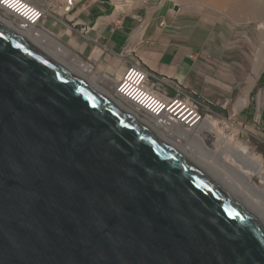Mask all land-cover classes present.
<instances>
[{"label": "water", "instance_id": "obj_1", "mask_svg": "<svg viewBox=\"0 0 264 264\" xmlns=\"http://www.w3.org/2000/svg\"><path fill=\"white\" fill-rule=\"evenodd\" d=\"M0 264H264V218L0 21Z\"/></svg>", "mask_w": 264, "mask_h": 264}, {"label": "crops", "instance_id": "obj_2", "mask_svg": "<svg viewBox=\"0 0 264 264\" xmlns=\"http://www.w3.org/2000/svg\"><path fill=\"white\" fill-rule=\"evenodd\" d=\"M70 19V25H54L48 16L45 23L82 58L96 61L102 82L110 86L141 58L156 74L180 81L209 103H232L234 119L252 128V137L264 140V105L255 123V108L242 98L238 82L248 73L253 46L243 41L234 22L212 13L193 15L178 3L167 6L156 0H79ZM81 27H88L89 37L78 31Z\"/></svg>", "mask_w": 264, "mask_h": 264}, {"label": "built area", "instance_id": "obj_3", "mask_svg": "<svg viewBox=\"0 0 264 264\" xmlns=\"http://www.w3.org/2000/svg\"><path fill=\"white\" fill-rule=\"evenodd\" d=\"M78 1L0 0V16L11 22L15 29H30L34 35L42 29L57 39L58 34L46 25V18L51 16L54 25L58 23L70 25L72 21L70 16ZM119 24L120 21L115 22L112 30H116ZM88 30V27H81L78 31L89 37ZM61 42L69 47L65 42ZM70 49L74 60L83 61L86 67H90L94 72L97 71L96 61L86 60L78 51ZM112 90L115 97L130 112L143 120V123L153 128L160 127L170 136L185 129H193L195 133L199 128L207 125V121L213 116L218 121L221 118L226 119L215 107L219 106L226 110L228 102L213 104L197 97L195 92L188 90L180 81H171L165 76L156 74L144 65L141 58L131 63L120 79L114 81ZM235 116L234 113L230 116V120ZM181 141L184 142L185 138L183 137Z\"/></svg>", "mask_w": 264, "mask_h": 264}, {"label": "bare ground", "instance_id": "obj_4", "mask_svg": "<svg viewBox=\"0 0 264 264\" xmlns=\"http://www.w3.org/2000/svg\"><path fill=\"white\" fill-rule=\"evenodd\" d=\"M183 1H199L200 3L213 8V10L217 9L219 11L243 12V10H246L244 12L249 14V17L245 16L246 20H259L264 23V0H176L178 4ZM0 21L14 28L12 23L4 19L2 16H0ZM15 30L23 36L25 35L31 42L43 48L56 58L57 61L83 76L109 98L124 107L139 122L143 123V120L139 119L134 113L130 112L127 107L115 97L113 92H111L108 87L106 88L100 83L101 81H99L98 76H89V73L93 70L90 69V67H86L82 63L83 61L75 60L76 62L73 65L69 63L70 61L66 58L72 56L71 49L68 46H64L60 39L53 38L52 35L42 29L37 31V35H34L30 29ZM137 34L140 35L141 32ZM253 66L256 81V79L259 78L261 73L264 71V40L261 43ZM143 124L181 150L185 156L189 157L195 164H197L216 181L234 191L239 196L245 207L262 215L264 218V188L258 187V185L251 178L252 174H257L264 182V167L262 161L250 153L248 147L239 145V150H236V148L230 149V137L228 138V136H224L222 140L220 139L221 147L217 148L219 145L215 149L207 147L205 144V138L201 135L204 132H215L213 127L215 122L210 118L209 121H207V125L202 126L195 133H193V129H185L172 136L168 135L160 127L158 128L155 126L153 128L147 123ZM223 128H225V126H223ZM228 133L230 134V132ZM183 137L185 138L184 142L181 141ZM229 152L231 153L229 154ZM226 154L230 155L229 157L235 160V163L238 165V169L229 164L231 162L225 159Z\"/></svg>", "mask_w": 264, "mask_h": 264}, {"label": "rangeland", "instance_id": "obj_5", "mask_svg": "<svg viewBox=\"0 0 264 264\" xmlns=\"http://www.w3.org/2000/svg\"><path fill=\"white\" fill-rule=\"evenodd\" d=\"M158 4L164 5L166 3L167 6H172L174 3H177L176 0H156ZM258 3V2H257ZM181 7L184 8V11L192 13L193 15H200L204 13H212L215 16L221 15L222 17H225L229 19L230 21L235 23L236 30L239 34L242 35L243 41H247L251 43V46H253L254 52L252 53L248 65V73H246L245 77L242 78V76L238 77V82L240 86L242 85L244 90V95L242 98L247 99V105L255 108L256 112V118L254 122L256 123L257 120H259V109L263 107L264 105V71L261 73L260 77L256 79L255 81V74L253 72V67L255 63V59L257 58V54L259 52V48L261 46L262 41L264 40V23H262L259 20H246V17H249V14L247 12H244L246 10L240 11V12H230V11H219L217 9L213 10V8L209 7L208 5H204L203 3H200L199 1H183L180 4ZM239 8V7H237ZM240 9V8H239ZM236 13V14H235ZM239 13V14H238ZM230 16H229V15ZM246 16V17H245ZM55 46V45H54ZM70 47V46H69ZM71 48V47H70ZM68 61H70V64H74L76 61L72 56L66 58ZM235 59V58H234ZM233 59V60H234ZM232 60V59H231ZM90 77H97L100 83L103 84L106 88L112 92V82L110 83V86L104 82H102V78L99 76L98 71L89 73ZM250 77V78H249ZM249 79V80H248ZM255 81V82H254ZM109 82V81H108ZM114 82V81H113ZM262 82V83H261ZM251 86V88H250ZM243 100V99H242ZM232 103L228 105V108L224 111V116L226 117L225 120H222L221 118L219 121L216 119V117H211L210 119L215 122L213 125L214 127V133L212 132H204L201 136L205 138V144L207 147L215 149L221 147V141L224 136H228L230 139V149L236 148V150H239L240 146L243 145L245 147H248L250 150V153L254 157H258L259 160L262 161L263 167H264V140L260 141L254 137H252L249 126L247 127L243 123H238L233 117L232 120H230V116H233V110H232ZM259 116V117H257ZM217 120V121H216ZM235 122L236 124H234ZM258 123V122H257ZM225 126V128H223ZM227 132V133H226ZM230 132V134L228 133ZM228 134V135H227ZM233 147V148H232ZM238 147V148H237ZM231 152H229L230 154ZM230 155L226 154L225 159L228 160L229 164L233 165V167L238 169V165L235 163V160ZM252 180L258 185L260 188H264V182L262 181L261 177L257 174L251 175Z\"/></svg>", "mask_w": 264, "mask_h": 264}, {"label": "trees", "instance_id": "obj_6", "mask_svg": "<svg viewBox=\"0 0 264 264\" xmlns=\"http://www.w3.org/2000/svg\"><path fill=\"white\" fill-rule=\"evenodd\" d=\"M262 83V82H261Z\"/></svg>", "mask_w": 264, "mask_h": 264}]
</instances>
